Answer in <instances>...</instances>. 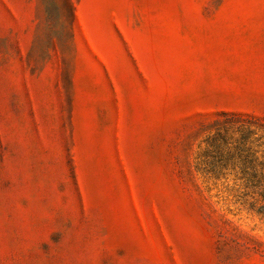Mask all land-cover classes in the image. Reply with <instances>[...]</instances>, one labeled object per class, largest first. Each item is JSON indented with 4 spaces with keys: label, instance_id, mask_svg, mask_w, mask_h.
Returning <instances> with one entry per match:
<instances>
[{
    "label": "rangeland",
    "instance_id": "rangeland-1",
    "mask_svg": "<svg viewBox=\"0 0 264 264\" xmlns=\"http://www.w3.org/2000/svg\"><path fill=\"white\" fill-rule=\"evenodd\" d=\"M226 120L264 124V0H0V264H264L195 169Z\"/></svg>",
    "mask_w": 264,
    "mask_h": 264
},
{
    "label": "trees",
    "instance_id": "trees-1",
    "mask_svg": "<svg viewBox=\"0 0 264 264\" xmlns=\"http://www.w3.org/2000/svg\"><path fill=\"white\" fill-rule=\"evenodd\" d=\"M264 124L226 120L202 141L195 169L210 191L236 202H264ZM264 208L259 206L257 209Z\"/></svg>",
    "mask_w": 264,
    "mask_h": 264
}]
</instances>
